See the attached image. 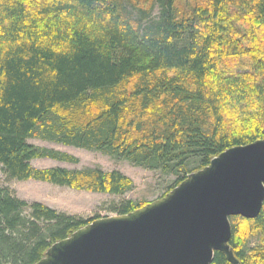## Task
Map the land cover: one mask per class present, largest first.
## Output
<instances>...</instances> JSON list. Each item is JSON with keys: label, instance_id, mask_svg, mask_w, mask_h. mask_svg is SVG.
Here are the masks:
<instances>
[{"label": "trees", "instance_id": "obj_1", "mask_svg": "<svg viewBox=\"0 0 264 264\" xmlns=\"http://www.w3.org/2000/svg\"><path fill=\"white\" fill-rule=\"evenodd\" d=\"M263 137L264 0H0L7 180L115 196L107 212L123 216L147 204L120 199L133 189L127 177L33 169L35 159L77 160L27 140L173 177L162 198L219 154ZM100 218L69 216L0 187V264H34ZM229 222L238 264H264V202L255 219ZM211 264L230 263L214 252Z\"/></svg>", "mask_w": 264, "mask_h": 264}, {"label": "water", "instance_id": "obj_2", "mask_svg": "<svg viewBox=\"0 0 264 264\" xmlns=\"http://www.w3.org/2000/svg\"><path fill=\"white\" fill-rule=\"evenodd\" d=\"M264 202V137L234 147L158 200L104 217L51 245L34 264H238L229 218L255 219Z\"/></svg>", "mask_w": 264, "mask_h": 264}, {"label": "rangeland", "instance_id": "obj_3", "mask_svg": "<svg viewBox=\"0 0 264 264\" xmlns=\"http://www.w3.org/2000/svg\"><path fill=\"white\" fill-rule=\"evenodd\" d=\"M127 9L135 15L131 7ZM158 11L154 9L151 18H155ZM30 145L38 148L57 151L77 160L76 163L54 161L51 159H35L30 162L33 169L45 170L63 168L67 170H82L98 168L103 172H118L133 183V189L122 198L135 203H151L158 200L166 189L171 186L173 177L161 176L158 173L133 167L126 161H116L97 152L77 149L51 141L33 138L27 140ZM0 187L10 192L20 200L28 203L37 202L57 212L82 219H91L95 216H113L107 212L111 203L119 201L118 197L107 194L91 193L83 190H74L57 187L48 183L28 180L17 182L7 180L0 166ZM256 238L249 241L250 246L255 244Z\"/></svg>", "mask_w": 264, "mask_h": 264}]
</instances>
